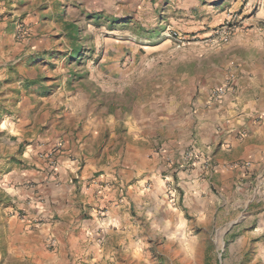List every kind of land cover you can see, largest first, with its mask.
I'll use <instances>...</instances> for the list:
<instances>
[{
    "label": "crops",
    "instance_id": "0c3cea01",
    "mask_svg": "<svg viewBox=\"0 0 264 264\" xmlns=\"http://www.w3.org/2000/svg\"><path fill=\"white\" fill-rule=\"evenodd\" d=\"M39 1L0 0L1 62L19 56L22 60L34 50L38 32L32 23L41 14L31 18L26 13ZM240 6L242 16L253 20L260 18L264 0H245ZM251 6L258 10L248 13ZM24 15L29 39L18 43L14 33ZM259 67L253 71L246 66L241 76L225 85H201L204 101L190 108L185 118L178 111L184 94L174 92L170 118L95 117L46 139V145L30 155L35 170L25 179L31 187L17 194L19 200H31L27 216L17 214L0 223V264H120L137 257L146 230H155L159 222L168 229H163V237L166 231H183L187 238L182 246L186 251L182 256L170 251L171 259H220L221 248L237 246L240 255L264 264V63ZM196 91L186 87V95ZM62 136L67 142L53 163L46 149ZM188 150L200 157L188 170L177 168ZM171 182L181 190L178 206L167 194ZM102 209L108 216L105 227L97 217ZM79 212L93 219L79 220ZM227 220L244 223L246 236L229 241L224 230L218 238ZM206 229L211 231L209 239ZM51 235L58 240L54 250L46 242Z\"/></svg>",
    "mask_w": 264,
    "mask_h": 264
},
{
    "label": "rangeland",
    "instance_id": "374dc122",
    "mask_svg": "<svg viewBox=\"0 0 264 264\" xmlns=\"http://www.w3.org/2000/svg\"><path fill=\"white\" fill-rule=\"evenodd\" d=\"M40 1L26 13L31 18L41 14L32 23L38 32L34 50L22 60L19 56L0 61V223L17 214L27 216L31 200H19L17 194L31 187L25 179L27 172L35 170L30 155L46 145V139L95 117L103 121H132L146 115L156 120L170 118L174 92L184 94L178 100V111L185 118L190 108L204 101L201 85L231 83L246 66L255 71L264 63V10L261 6L260 18L253 20L242 16L240 2L245 0ZM252 8L246 11L258 10ZM26 16H19L18 22ZM25 28L24 38L15 29L16 42L29 39V28ZM77 51L80 54L74 56ZM186 87L197 88L196 94L186 95ZM85 93H92V98H84ZM51 132L53 137H49ZM58 140L46 149L53 163L67 142L63 136ZM182 161L176 163L177 168ZM167 186L177 191L175 201L169 200L178 206L181 190L175 182ZM76 209L80 211L77 204ZM100 212L97 217L105 227L106 209ZM81 216L79 212V220ZM92 217L87 213L84 219ZM234 222L227 220L217 237L222 238L224 230H228L229 241L246 236L244 223ZM159 223L154 232L146 230L137 257L120 264H256L250 255H240L235 244L221 248L220 259H171L170 251L178 256L186 251L187 238L183 231H166L163 237V229H168ZM195 229L201 230L197 225ZM206 230L209 239L211 231ZM46 242L51 250L58 247L53 235Z\"/></svg>",
    "mask_w": 264,
    "mask_h": 264
},
{
    "label": "built area",
    "instance_id": "2783aa9c",
    "mask_svg": "<svg viewBox=\"0 0 264 264\" xmlns=\"http://www.w3.org/2000/svg\"><path fill=\"white\" fill-rule=\"evenodd\" d=\"M25 25L22 22H18L16 24V34L18 37L20 38H24L26 35V30H25ZM199 154H196L195 152L188 151L185 153L183 161L181 162V166L180 168H185V170H188V168L190 166H193L194 163L193 160L199 158ZM173 184V183H172ZM148 189L150 188L149 186L147 187ZM177 191L174 190L172 187L168 188L167 190V194L170 196V198L172 199L171 201L174 202L175 201V196H176ZM52 245H55V243H51Z\"/></svg>",
    "mask_w": 264,
    "mask_h": 264
},
{
    "label": "trees",
    "instance_id": "16d2710c",
    "mask_svg": "<svg viewBox=\"0 0 264 264\" xmlns=\"http://www.w3.org/2000/svg\"><path fill=\"white\" fill-rule=\"evenodd\" d=\"M80 54V51H77L74 56H78Z\"/></svg>",
    "mask_w": 264,
    "mask_h": 264
}]
</instances>
